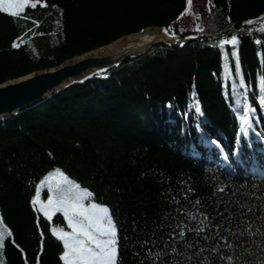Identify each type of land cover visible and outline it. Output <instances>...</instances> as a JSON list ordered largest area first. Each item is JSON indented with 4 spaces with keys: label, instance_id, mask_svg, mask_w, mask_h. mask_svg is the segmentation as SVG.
<instances>
[{
    "label": "trees",
    "instance_id": "16d2710c",
    "mask_svg": "<svg viewBox=\"0 0 264 264\" xmlns=\"http://www.w3.org/2000/svg\"><path fill=\"white\" fill-rule=\"evenodd\" d=\"M262 18L264 0H192L190 6L187 0H40L21 18L0 13V83L148 26L191 37L178 47L150 46L107 68L106 77L74 82L0 120V220L12 232L0 251L2 263L64 264L63 243L52 233L56 218L48 220L32 204L36 186L59 169L87 188L93 202L109 207L118 228L117 264H201L205 257L230 264L229 256L264 264ZM232 35L238 38L235 47L219 46ZM14 41L19 47H12ZM237 59L244 89L235 75ZM233 86L247 93L254 109L253 131L239 144L241 113L235 111ZM193 93L204 135L223 146L227 160L201 143L194 110L184 119ZM237 148L239 159L233 156ZM47 196L45 186L39 200ZM204 215L208 221L201 225ZM201 226L200 234L187 231ZM237 227L243 236H216ZM229 242L237 247H223ZM217 245L219 255H196Z\"/></svg>",
    "mask_w": 264,
    "mask_h": 264
},
{
    "label": "snow or ice",
    "instance_id": "6c2138e0",
    "mask_svg": "<svg viewBox=\"0 0 264 264\" xmlns=\"http://www.w3.org/2000/svg\"><path fill=\"white\" fill-rule=\"evenodd\" d=\"M211 0H209V3ZM40 3V0H0V13L7 14L13 18H21L25 9L28 7L36 8L37 4ZM188 5L190 6L192 0H187ZM46 6V5H44ZM189 12V8L186 7L184 12L181 13L183 16L185 13ZM179 19V17H178ZM264 19V18H262ZM57 23H59L57 21ZM247 24H252V20L246 21ZM197 31H203L202 28L197 26ZM162 31L165 34L175 36V32L170 28H165ZM183 31V29L181 30ZM264 31V27L260 29ZM260 43V41H257ZM238 44V38L236 35H232L230 39H221L219 41V46L224 47L225 45H231L235 47ZM13 48L19 47V44L15 41L12 43ZM232 56L237 57V52L233 51ZM107 69H98L96 72L92 73V76H102L106 77ZM235 75L239 78V88L244 89L245 84L243 77L241 76L240 65L237 59ZM229 78H232V73H228ZM89 77H85L88 79ZM233 97L234 104L236 105L235 111L241 113L238 116L239 120V132L237 134V144L240 142V138L243 137L247 139L250 133L253 131V121L251 118V113L254 112V109L251 108L247 102V93L237 92L236 86H233ZM171 108V105H168ZM194 110L196 124L195 127L199 133L200 141L203 145H212L214 146L222 155V158L227 160V156L224 154L223 146L219 144L218 141L209 140L203 133L201 127L200 117L202 116V111L198 99L193 93L191 97V102L189 104V111L183 113L185 120L188 119L189 115L192 114ZM183 131H187L184 129ZM195 154V149H193ZM233 156H236L239 159V148L233 152ZM47 187L48 196L45 202H39V197L41 194V188ZM189 192H192V189H188ZM220 192H223V189H219ZM93 194L87 189L82 188L80 184L68 178L62 171L57 169L54 173L50 172L40 184L36 186V194L32 197V204L35 206L39 203V211H41L48 220L53 218L55 213H62L63 219L66 222L67 228L69 231H65L63 227L53 228L52 233L56 238L63 243V252L60 255V260L64 264H117L118 256V228L114 222L113 216L110 213L108 206L93 202ZM175 200V198H173ZM179 203V201H176ZM196 204H200L199 200H196ZM226 205L228 202H224ZM241 207H244L241 205ZM264 208V206H262ZM227 210V209H226ZM181 211V209H177ZM253 209L249 208L248 212H252ZM189 219H195V215L192 213H186ZM203 215V214H202ZM241 215H245L241 213ZM234 217L230 214L227 217L229 224L232 223ZM205 221H208V216L204 215V219L200 221L201 225H204ZM240 223H245V221H240ZM220 227L219 225H216ZM250 226V225H249ZM186 225L181 226V230L178 235L184 237ZM187 231H195L197 234H200L204 231V227H197L196 229L188 228ZM227 233V235H225ZM237 234L240 236L244 235V231L240 230L237 227V231L233 232L230 229H224L222 232L216 233L217 238L228 240L232 237H237ZM264 235V233H261ZM12 236V232L9 231L8 227L5 226L4 222L0 220V249H3L5 244V238ZM205 239H211V237H205ZM145 244L147 241L144 242ZM143 246V245H142ZM194 245L189 243L186 244V247H193ZM221 245H217L211 249L201 248L199 252L196 253L197 256L202 255L205 251H210L212 254L219 255ZM223 247L229 249H234L237 247L235 243H226ZM173 252L176 251L175 248L172 249ZM156 257H160V253L156 254ZM188 259H191L189 257ZM221 260H224V256H220ZM230 264L233 259L236 260L237 264H245L241 257H227L226 258ZM2 264V261H0ZM155 264V261H153ZM176 264V262H173ZM201 264H213V261L205 257Z\"/></svg>",
    "mask_w": 264,
    "mask_h": 264
},
{
    "label": "water",
    "instance_id": "95a60500",
    "mask_svg": "<svg viewBox=\"0 0 264 264\" xmlns=\"http://www.w3.org/2000/svg\"><path fill=\"white\" fill-rule=\"evenodd\" d=\"M163 29L148 26L138 32L123 35L101 47L65 59L56 66L36 70L0 83V120L13 119L19 113L40 104L70 84L91 77V74L98 69H107L127 58H135L145 53L150 46L166 44L178 47L191 38L165 34ZM146 31L158 36L149 42L144 41L143 45L138 35ZM129 42L133 44L141 42L142 46L127 47L126 43ZM113 45L119 46L113 47Z\"/></svg>",
    "mask_w": 264,
    "mask_h": 264
},
{
    "label": "rangeland",
    "instance_id": "374dc122",
    "mask_svg": "<svg viewBox=\"0 0 264 264\" xmlns=\"http://www.w3.org/2000/svg\"><path fill=\"white\" fill-rule=\"evenodd\" d=\"M258 26L259 27H264V21H262V22H259L258 23ZM70 179V178H69ZM72 180V179H71ZM74 181V180H73ZM47 188V187H46ZM82 188H84V187H82ZM43 189H45V187H42L41 188V191L43 190ZM46 200H44V199H40L39 200V202H45ZM37 209L39 210V203H37ZM58 213H55L54 215H53V218L50 220V221H52L54 218H56V221L55 222H52V229L55 227V228H59V227H63L64 229H65V231H69V229L67 228V225H66V222L64 221V219H63V214L62 213H60L61 215H62V218H60L59 216H56ZM0 251H1V249H0ZM0 261H1V253H0ZM2 264H4V263H2Z\"/></svg>",
    "mask_w": 264,
    "mask_h": 264
},
{
    "label": "bare ground",
    "instance_id": "6f19581e",
    "mask_svg": "<svg viewBox=\"0 0 264 264\" xmlns=\"http://www.w3.org/2000/svg\"><path fill=\"white\" fill-rule=\"evenodd\" d=\"M151 34V35H150ZM140 38H138L140 41H142L143 42V45H144V41L146 42V41H150L152 38H154L155 36H158V35H156V34H153L152 32H149V31H146V32H143L142 34H139L138 35ZM119 43V45H120V42H118ZM127 44V47H130V46H134V45H137V46H139V45H141L142 46V43L141 42H139L138 44L136 43V44H133V43H131V42H129V43H126ZM119 45H113V47H117V46H119ZM126 47V48H127Z\"/></svg>",
    "mask_w": 264,
    "mask_h": 264
}]
</instances>
